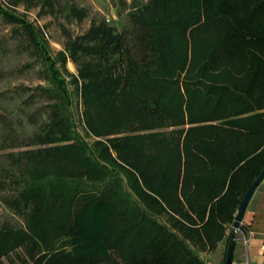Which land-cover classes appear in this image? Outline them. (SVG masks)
<instances>
[{
    "label": "trees",
    "instance_id": "16d2710c",
    "mask_svg": "<svg viewBox=\"0 0 264 264\" xmlns=\"http://www.w3.org/2000/svg\"><path fill=\"white\" fill-rule=\"evenodd\" d=\"M0 14L46 63L48 86L38 88L49 101L39 132L24 142L35 147L5 152L0 187L16 188L6 202L24 228L0 226V258L21 248V264H100L112 250L124 264H204L188 241L215 248L264 161V0H147L128 13L147 49L140 60L120 57L124 38L103 21L66 47L71 58H90L69 81L87 134L126 129L109 145L155 197L105 145L76 136L69 92L43 37L13 12L0 7ZM195 55L199 68H184ZM164 127L172 129L138 132ZM12 141L7 135L0 148ZM141 202L190 224L172 218L171 231ZM117 213L124 224L111 237Z\"/></svg>",
    "mask_w": 264,
    "mask_h": 264
},
{
    "label": "rangeland",
    "instance_id": "374dc122",
    "mask_svg": "<svg viewBox=\"0 0 264 264\" xmlns=\"http://www.w3.org/2000/svg\"><path fill=\"white\" fill-rule=\"evenodd\" d=\"M12 1L14 0H0V7L9 12H13L26 22H29L33 29L38 31L40 36L43 37L47 54L56 60L54 67L59 70L69 92V98L71 100L69 112L76 136L86 142L87 145L92 144L93 141L98 142L96 146L99 150L101 146L105 145L109 156L116 162L123 164L118 160L115 151L110 147L109 139L120 138L126 135V129L106 136L87 134L82 120V105L80 99L75 94L73 84L69 81L71 76H77L80 68H89L87 62H89L88 60L90 58L88 55L81 53H77L74 58H71L68 56L66 47L84 34L89 27L103 21L106 25L111 26L115 32L123 36L125 45L124 50L120 52L122 59L127 54L137 60L146 58L147 49L141 40V34L130 22L128 13L135 7L145 4L147 0H49L50 4H47L43 0H17L16 3ZM72 7L79 11V15L69 12ZM15 29L14 23L6 22L0 14V144L4 140V137L9 135L15 145L12 148H8L7 145L6 148H3L4 144L0 145L3 146L0 148V170L8 166L5 152L35 147L33 145L26 147L24 142L28 141L29 138L32 139L39 132V127L46 120L49 110V101L40 94L38 88L40 86H48L47 80L44 79V72L47 68L46 63L40 61V58L31 49L26 47L24 37L15 34ZM181 50L178 49L175 53H180ZM188 50H186V54L187 52L189 53ZM61 54H64L63 63L57 61L62 56ZM113 58L116 59L117 54H114ZM196 58L197 55L190 56L184 68H199L198 65L201 63V60L197 62ZM89 64V66L92 65V63ZM171 129L170 127H164L138 132L168 131ZM136 132L131 131L128 135ZM126 156L124 155V157ZM124 166L133 171L134 176L142 187V191L147 195L155 197L153 192L146 188L144 182L143 184L141 183L136 170L129 168V166ZM99 179L102 180V178ZM122 186L124 191L128 192L130 190L125 184L123 176ZM15 191L16 188L11 183L0 187V226L24 228L23 215H20L6 202L15 194ZM130 194L134 196L132 192ZM134 198L137 199V197ZM141 203V209L146 212L148 217L164 224L171 231H175L174 228H177L173 220L174 218L179 219L184 225L190 224L189 219L185 217L179 218L178 216H173V219L169 218L163 210L156 215V210L153 209V206L150 209L143 202ZM237 206H234L232 216H234ZM168 214L171 213L169 212ZM232 220L230 222L224 221L223 223L225 226V234L222 238V244L224 246ZM123 221L120 213H117L113 217L109 230L111 237L117 230V227L124 224L122 223ZM199 222L198 219L194 220L192 225L198 224ZM111 237L110 240H112ZM188 242L189 244L187 245L204 263L222 264L224 249L221 256H218L220 249L213 248L208 251L206 245H201L204 240L196 242L189 240ZM235 247L237 250V244H235ZM24 256V250L17 248L7 256H1L0 264H21V259ZM119 256L116 251L111 250V256L101 260L100 264H112L115 261L124 264Z\"/></svg>",
    "mask_w": 264,
    "mask_h": 264
},
{
    "label": "crops",
    "instance_id": "0c3cea01",
    "mask_svg": "<svg viewBox=\"0 0 264 264\" xmlns=\"http://www.w3.org/2000/svg\"><path fill=\"white\" fill-rule=\"evenodd\" d=\"M240 225L242 230H237L235 234L231 261L239 264H264V176L250 196ZM222 242L223 239L215 246L220 249L218 256H221L224 249Z\"/></svg>",
    "mask_w": 264,
    "mask_h": 264
},
{
    "label": "water",
    "instance_id": "95a60500",
    "mask_svg": "<svg viewBox=\"0 0 264 264\" xmlns=\"http://www.w3.org/2000/svg\"><path fill=\"white\" fill-rule=\"evenodd\" d=\"M264 176V161L259 169L257 175L252 179L250 184L246 187L245 191L243 192V195L241 197V200L237 206V209L235 211V214L233 216V220L230 226V234L228 236L226 249H225V258H224V264H230L231 262V254H232V248L235 241V234L237 230H242V226L240 225L241 218L243 216L244 210L246 208V205L250 199V196L257 186V184L260 182L262 177Z\"/></svg>",
    "mask_w": 264,
    "mask_h": 264
},
{
    "label": "built area",
    "instance_id": "2783aa9c",
    "mask_svg": "<svg viewBox=\"0 0 264 264\" xmlns=\"http://www.w3.org/2000/svg\"><path fill=\"white\" fill-rule=\"evenodd\" d=\"M230 264H239V263L231 261Z\"/></svg>",
    "mask_w": 264,
    "mask_h": 264
}]
</instances>
